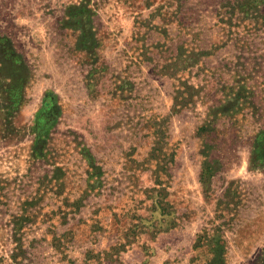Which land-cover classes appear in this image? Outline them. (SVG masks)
<instances>
[{"label": "rangeland", "instance_id": "374dc122", "mask_svg": "<svg viewBox=\"0 0 264 264\" xmlns=\"http://www.w3.org/2000/svg\"><path fill=\"white\" fill-rule=\"evenodd\" d=\"M0 264H264V0H0Z\"/></svg>", "mask_w": 264, "mask_h": 264}]
</instances>
